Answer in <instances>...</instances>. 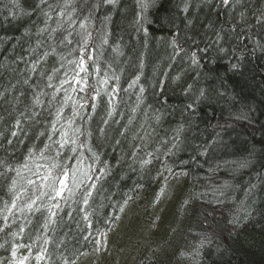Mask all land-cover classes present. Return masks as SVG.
Listing matches in <instances>:
<instances>
[{
  "label": "trees",
  "instance_id": "obj_1",
  "mask_svg": "<svg viewBox=\"0 0 264 264\" xmlns=\"http://www.w3.org/2000/svg\"><path fill=\"white\" fill-rule=\"evenodd\" d=\"M65 2L0 0V264H114L122 218L155 234L138 264H264V0ZM48 172L75 195H41Z\"/></svg>",
  "mask_w": 264,
  "mask_h": 264
},
{
  "label": "snow or ice",
  "instance_id": "obj_2",
  "mask_svg": "<svg viewBox=\"0 0 264 264\" xmlns=\"http://www.w3.org/2000/svg\"><path fill=\"white\" fill-rule=\"evenodd\" d=\"M105 3L109 4V5H112V6H115L117 3H118V0H104ZM230 2V0H223V3L224 4H228ZM47 3V0H40V4H46ZM142 6L143 7H147L148 4L146 2V0H143L142 2ZM49 7H51V5H49ZM69 7V0H66L65 2V5H64V8L67 9ZM65 13L62 11L60 13L61 16H63ZM44 15L46 17H48L49 19L51 18L49 13L48 12H45ZM68 20L71 21L72 20V16L69 15L68 16ZM47 22V21H46ZM62 25H60L58 23V27H60ZM80 28L84 30V32L82 33V40H83V46L86 48L88 46V40H89V37H90V33L87 31V24L86 23H80ZM46 29H41V31H45ZM104 43H107V40L104 41ZM172 46L175 47V41H173L172 43ZM192 62L194 64L198 63L195 59V56L193 55L192 56ZM83 64H84V61L81 60L79 61V68H80V71L81 72H86L87 69L83 67ZM237 67V65H233V68ZM51 80V77L49 78ZM176 80H179L180 77L177 76L175 77ZM139 80V77L136 78V80H134L132 82V85H135L137 83V81ZM77 83H80V81H77ZM130 85V87L132 86ZM49 86L51 87V84H49ZM141 92L144 91L143 88L140 89ZM203 92L200 93L201 96H203ZM36 103L39 104V99L37 98L36 100ZM189 107H191V105H189ZM59 115V113H58ZM72 124H73V121H68V126L69 128L72 127ZM17 126H19V122L17 123ZM55 131V128L53 129ZM13 136L16 135L15 132L12 133ZM63 139L61 141H57L56 143H59L60 147L63 148L67 145L68 143V140L71 139V137L69 136L68 132H63ZM9 143H11V141H9ZM76 141L75 140H72V144H75ZM50 145H46L45 148H49ZM145 164L147 163H150V161H145L144 162ZM53 168H55L56 166L55 165H52ZM170 171V170H169ZM17 175H20V172L19 170H17ZM83 175L86 177L88 175L87 172L83 173ZM73 176H75V172L73 173ZM66 179H67V174L64 175V178H53L52 177V173L51 172H48L46 173L44 176L41 177V180L42 181H48V183H46L44 185V187L48 188L49 191L48 192H45V193H42L41 195H44V196H48L49 199L55 201L57 200V198L63 200L65 199V191L68 192V195L69 197L75 195V191L73 189H70L67 187L66 185ZM15 181H13V185H15ZM33 182L32 181H29V184H32ZM58 185V187H57ZM74 185L75 187H79V182L78 181H75L74 180ZM91 188H95L96 185H90ZM10 191L13 192L14 194V199L10 202V203H6L5 206H4V209H5V212L7 213V215H4L3 216V219L5 221L8 220V217L13 215V209H15L17 207V204H16V201L20 199V196L19 195H16L15 194V188L13 187L12 189H10ZM93 197V192L90 191V190H85L82 195H81V202L82 204L85 206V207H88L90 205V200L92 199ZM38 200H39V197H37L36 199H32V198H29V201L26 202V210L31 213V212H40L42 211L41 207L38 205ZM52 208H59V204L58 203H53L51 205V207H48L46 209H44V211H47L48 212V217H47V220H54V218L56 217V212H53L52 211ZM85 219H87V216H85ZM6 227L9 226V225H5ZM44 227H48V223L46 222ZM3 229L0 228V231H2ZM23 227L20 228V231H23ZM49 241L44 238V243L47 244ZM15 254V253H13ZM37 259H40V257L38 256Z\"/></svg>",
  "mask_w": 264,
  "mask_h": 264
},
{
  "label": "rangeland",
  "instance_id": "obj_3",
  "mask_svg": "<svg viewBox=\"0 0 264 264\" xmlns=\"http://www.w3.org/2000/svg\"><path fill=\"white\" fill-rule=\"evenodd\" d=\"M182 185H184V181L181 180L180 178H176L174 180V183L170 185L168 188L165 190V195L163 198H161L160 203L158 204L156 211L161 210L162 216L156 218V223L154 227V231L160 232L159 234L163 233V230L165 229L166 222L162 221L163 218L165 217L166 214L168 216L166 217L167 219L170 218V212L168 211V208L170 207L171 204L174 203L173 197L175 196V193L182 188ZM176 191V192H175ZM164 212V213H163ZM165 214V215H164ZM125 217V216H124ZM165 220V219H164ZM124 218H122L117 224L114 230L112 231L111 234L108 235L107 238V247L111 253L113 263L114 264H138L139 261L135 259V257L132 254L131 251V245H133L131 242L134 237H136V242L144 244V238L147 237L148 239L152 240V235L154 234H149L151 232L146 225L144 224L145 221L140 222L143 227L141 229L135 228L132 230V227L129 225L127 226L124 222ZM127 226V227H126ZM139 229V231H138ZM122 230V231H121ZM126 237V240H123L121 238ZM155 237V234H154ZM125 241V242H124ZM156 241V239H154Z\"/></svg>",
  "mask_w": 264,
  "mask_h": 264
},
{
  "label": "clouds",
  "instance_id": "obj_4",
  "mask_svg": "<svg viewBox=\"0 0 264 264\" xmlns=\"http://www.w3.org/2000/svg\"><path fill=\"white\" fill-rule=\"evenodd\" d=\"M176 81H177V80H176L175 77H174V78H173V83H176Z\"/></svg>",
  "mask_w": 264,
  "mask_h": 264
}]
</instances>
